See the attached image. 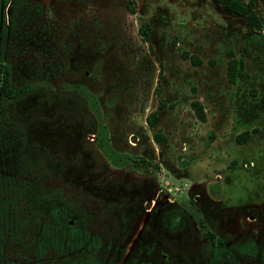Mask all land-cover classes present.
Masks as SVG:
<instances>
[{
	"label": "rangeland",
	"instance_id": "1",
	"mask_svg": "<svg viewBox=\"0 0 264 264\" xmlns=\"http://www.w3.org/2000/svg\"><path fill=\"white\" fill-rule=\"evenodd\" d=\"M10 2L0 264L84 259L65 222L97 264H213L220 241L264 264V0L256 27L216 0Z\"/></svg>",
	"mask_w": 264,
	"mask_h": 264
},
{
	"label": "trees",
	"instance_id": "2",
	"mask_svg": "<svg viewBox=\"0 0 264 264\" xmlns=\"http://www.w3.org/2000/svg\"><path fill=\"white\" fill-rule=\"evenodd\" d=\"M11 1V2H10ZM218 2L223 3L227 9L233 12L236 15L243 16L248 25L251 27H256L259 25V21L257 16L253 11L254 0H216ZM10 2L9 8L12 10L13 5L15 4V0H0V34L5 32V17L4 10L6 4ZM125 4L130 11H134V2L133 0H125ZM7 69H4L3 83L1 85V92L6 96H13L19 94L21 88L11 89L8 86L7 82ZM262 104L264 106V96L262 97ZM152 119L149 121L150 124H153L156 120V115L152 113ZM198 116L202 118L201 113H198ZM248 137V131L244 130L242 133H237L234 137L235 142L243 143ZM158 141L159 139L155 137ZM64 227L61 230V234L58 240H60L58 250L59 254L63 256L69 252H72L73 249H77L78 251L88 249L86 257L82 259L81 257H73V259H68L63 264H97V261L93 258V252L97 247V238L95 236L89 237L87 232L84 230L75 231L74 227L65 222L63 223ZM56 244V238H52L49 241V245ZM74 251V250H73ZM213 264H225L231 260H233V255L227 247L223 245L220 241L216 244L214 255L212 257Z\"/></svg>",
	"mask_w": 264,
	"mask_h": 264
}]
</instances>
